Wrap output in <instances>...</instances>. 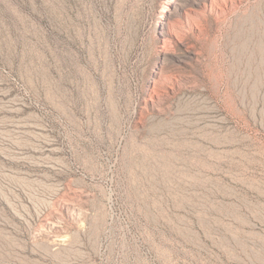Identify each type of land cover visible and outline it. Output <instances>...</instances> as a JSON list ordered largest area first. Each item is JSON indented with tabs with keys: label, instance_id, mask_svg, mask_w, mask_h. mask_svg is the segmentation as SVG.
<instances>
[{
	"label": "rangeland",
	"instance_id": "374dc122",
	"mask_svg": "<svg viewBox=\"0 0 264 264\" xmlns=\"http://www.w3.org/2000/svg\"><path fill=\"white\" fill-rule=\"evenodd\" d=\"M0 264H264V0H0Z\"/></svg>",
	"mask_w": 264,
	"mask_h": 264
}]
</instances>
